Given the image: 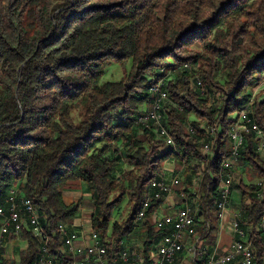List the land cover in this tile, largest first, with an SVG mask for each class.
I'll return each instance as SVG.
<instances>
[{
	"label": "trees",
	"instance_id": "trees-1",
	"mask_svg": "<svg viewBox=\"0 0 264 264\" xmlns=\"http://www.w3.org/2000/svg\"><path fill=\"white\" fill-rule=\"evenodd\" d=\"M109 61L131 69L102 84ZM263 81L264 0H0V207L7 211L18 187L40 217L51 256L69 264L58 225L73 231L80 218L81 201L64 199L79 182L90 194L91 227L109 238L110 252L140 226L148 256L161 232L154 208L143 224L138 216L147 199L155 203L149 186L175 156L186 168L183 192L200 195L198 230L211 224L203 235L212 251L230 132L245 109L264 128V100L254 93ZM159 83L168 94L161 122L175 146L153 123L138 122ZM248 138L238 163L246 176L232 186L245 227L264 214V158ZM208 142L212 154L203 152ZM125 199L128 218L111 226ZM20 236L29 247L19 264H37L38 239L26 226ZM254 248L253 264H264L262 236ZM0 264H17L2 246Z\"/></svg>",
	"mask_w": 264,
	"mask_h": 264
},
{
	"label": "built area",
	"instance_id": "built-area-1",
	"mask_svg": "<svg viewBox=\"0 0 264 264\" xmlns=\"http://www.w3.org/2000/svg\"><path fill=\"white\" fill-rule=\"evenodd\" d=\"M188 65L186 64L185 67ZM200 84L201 82L198 81L197 85ZM151 93L155 95L154 103L148 113L139 117L138 122L143 126L153 123L166 145L175 146L169 143L168 138L161 131V110L165 101L168 100V94L162 90V83L159 88H151ZM244 117L245 111L242 112V122L235 123L233 126L230 140L231 151L226 156V162L220 171L219 202H222V217L216 218L217 220H223L228 212L236 176L235 167L240 161L241 151L247 147L248 137L254 139L255 152L264 156V128L254 119L252 125H245ZM216 133L215 129L210 131L212 136ZM212 147V143L208 142L203 152L212 154ZM180 186L181 179L178 176L170 181L156 179L149 186V192L155 196V203H149L146 210L140 211L139 224H143L147 212L154 208L152 211L156 212V223L153 225L161 232V235L155 241L154 249L148 256L141 248L138 250L136 247L129 246L124 240L121 241L118 252L111 253L108 247L109 238L103 237L91 226L90 230L80 227L71 232H64L61 224L58 225L62 238L60 255L68 256V259L72 260L69 264H231L236 259H239L241 264H253L254 241L257 237L264 236V214L257 224L251 227V236H243V229L246 227L235 219L231 225L237 238L235 243L222 253L217 248L210 251L205 244L203 234L210 229L211 224L207 222L203 225V234L198 230V226L204 223V219L201 218L203 209L199 193L191 196L182 192L181 206L173 212L159 215L163 203ZM6 203L7 211L0 207V246L6 235H19L25 223H28L33 236L38 239L41 246V257L37 264H58L49 250L51 240L44 238V227H38L36 224L34 212L28 207V198L20 192L18 187L11 188ZM191 208H198V215H191Z\"/></svg>",
	"mask_w": 264,
	"mask_h": 264
},
{
	"label": "rangeland",
	"instance_id": "rangeland-1",
	"mask_svg": "<svg viewBox=\"0 0 264 264\" xmlns=\"http://www.w3.org/2000/svg\"><path fill=\"white\" fill-rule=\"evenodd\" d=\"M131 69V62L124 68L122 67L119 63H116L114 61H109L107 66L105 67V72L104 75L102 77L101 83H107V82H117L120 81L123 76L125 75L126 72H129ZM255 95L260 94V100H264V81L263 83L260 85V87L258 89L255 90ZM246 110V109H245ZM75 117L78 119V114L75 113ZM194 116L191 117V120H194ZM167 147L165 146V149ZM177 158L175 156H173V158H171L170 160L166 161L163 164V175H164V179H171L173 176L178 175L181 178V187L176 189L173 192V196L178 195V197L181 198V194L184 191V184H183V180H184V172L186 170L184 164L180 163L178 160H176ZM235 174L237 176V179L240 178H245L246 174L245 172H243V165L237 164V166L235 167ZM239 174V175H237ZM196 178V177H195ZM236 179V182L238 181ZM260 180H256L254 181V183H258ZM195 189L198 187H194ZM73 193L74 196H77V200L81 201V224L83 225V227L87 230H90V226H91V214H92V208L90 207V204L88 203L90 200V194L87 192V189L85 187V185H82L79 182H75V183H71L69 189H67V191L65 192V199L67 201H69L70 199L73 200ZM76 194V195H75ZM237 194V193H236ZM172 197L170 198V200L168 202H166L167 206L170 205ZM233 200L238 203V200L236 197L233 198ZM128 200L125 199L123 201L122 204H120L117 209L115 210L114 214H113V221L111 222V226H113L116 222L118 224L123 223L129 216L130 214V207L127 204ZM233 208L238 209V204H234ZM79 219V218H78ZM77 219L78 222H80ZM139 228L136 229V231L129 236V238L126 239V243L129 246H133L136 247V249H140L139 247H141V244L143 242L144 236H143V232L140 229V226H138ZM112 228V227H111ZM138 246V247H137Z\"/></svg>",
	"mask_w": 264,
	"mask_h": 264
},
{
	"label": "crops",
	"instance_id": "crops-1",
	"mask_svg": "<svg viewBox=\"0 0 264 264\" xmlns=\"http://www.w3.org/2000/svg\"><path fill=\"white\" fill-rule=\"evenodd\" d=\"M262 157L264 158V156H262ZM237 175H239V174H237ZM236 179H237V176H235L234 183L236 182ZM237 180H240V177ZM73 196H74V193H73ZM171 197H172V199H171L172 203L167 206L166 202H168ZM171 197H169L163 203V206L159 212V215H164L166 213L173 212L177 208V206H179L182 198L178 197L177 193H176V195H174V196L172 195ZM234 197L237 198L238 203H236L233 200ZM77 198H78L77 196H74L73 200L70 199L69 201H67L65 199V193H64V199H65V202L67 204L78 201ZM240 203H241V193L238 190L234 189L233 194H232V199H231L229 209H228L226 216L224 217L223 220H217L216 221V226L218 228V231L216 234L217 236H216L215 243H214V245H212L211 250H214L217 248L218 251L220 253H222V252L226 251L229 247H231L235 243L237 238H236V236L232 230L231 225L235 219H237L238 221L240 220V210H239L240 209ZM234 204H238V209L233 208ZM216 218H217V214H216ZM78 220L80 222H78L76 220L74 222L73 229H76V228L79 229L80 227H83V225L81 224V218H79ZM153 222L156 223V212H155L154 217H153ZM25 226L30 227V225H28V223H25L24 227ZM252 226H254V225H252ZM252 226L251 225L246 226V229H250ZM30 230H31V227H30ZM20 234L19 235H6L4 237L2 245H1L3 250L5 251V258L10 259V260H14L17 262V264H19V260H20L22 252L26 251L29 247L28 241L26 239L22 238L20 236ZM262 237L264 238V236H262ZM236 264H238V263H236Z\"/></svg>",
	"mask_w": 264,
	"mask_h": 264
},
{
	"label": "bare ground",
	"instance_id": "bare-ground-1",
	"mask_svg": "<svg viewBox=\"0 0 264 264\" xmlns=\"http://www.w3.org/2000/svg\"><path fill=\"white\" fill-rule=\"evenodd\" d=\"M160 85H161V83H159L158 85L156 84L152 88H159ZM243 111H245L244 124L245 125H252L253 118L250 116V114H249V112L247 110H243ZM242 112L240 113V115L238 117V122L237 123H241L242 122ZM161 131H162L163 135H165L168 138L169 143L174 144L173 138L171 137V135H170L169 131L167 130V128L162 125V122H161ZM232 133H233V128L231 129V132H230V140L232 139ZM207 145H208V143L204 145L203 150H205V147ZM225 162H226V158L222 161V167L224 166ZM151 202H152V199H150V198L147 199L144 202V204H143V209L142 210H146V207H148L149 203H151ZM28 207H29L30 211L34 212V215L36 217V224L38 225V227H42V224L40 222V217L37 214L36 210L34 209V206H33L32 202L30 200H28ZM216 214H217V218H221L222 217V202L218 201ZM191 215H198V208H191ZM139 220H140V214L138 216V221ZM61 226H62V230L64 232H71L70 230L67 229V227L65 225H61ZM243 236H251V228L250 229L244 228L243 229ZM44 238H46V240H49V236H47L45 231H44Z\"/></svg>",
	"mask_w": 264,
	"mask_h": 264
}]
</instances>
